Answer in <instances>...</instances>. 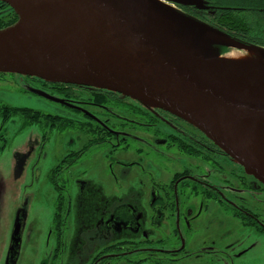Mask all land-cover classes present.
<instances>
[{"label":"flooded vegetation","instance_id":"af4514ba","mask_svg":"<svg viewBox=\"0 0 264 264\" xmlns=\"http://www.w3.org/2000/svg\"><path fill=\"white\" fill-rule=\"evenodd\" d=\"M160 1L264 50V0ZM219 12L236 13L252 26L224 17L219 29L213 20ZM8 75L23 76L0 73V85ZM23 77L54 111L9 106L0 92V153L24 128L42 131L38 150L53 208L44 235L33 234L37 264L250 263L241 259L251 252L248 232L264 237V186L202 132L119 93ZM22 109L50 121L27 126ZM14 117L21 126L9 129ZM24 220L15 221L19 231L13 227L6 264L19 262Z\"/></svg>","mask_w":264,"mask_h":264},{"label":"water","instance_id":"95a60500","mask_svg":"<svg viewBox=\"0 0 264 264\" xmlns=\"http://www.w3.org/2000/svg\"><path fill=\"white\" fill-rule=\"evenodd\" d=\"M0 2L17 16L0 30V73L111 91L168 112L264 186L263 49L234 42L158 0ZM27 7L34 23L23 39L18 30ZM225 47L250 53L260 67L218 66L219 75L206 65L225 56L217 53ZM237 76L240 89L231 84Z\"/></svg>","mask_w":264,"mask_h":264},{"label":"rangeland","instance_id":"374dc122","mask_svg":"<svg viewBox=\"0 0 264 264\" xmlns=\"http://www.w3.org/2000/svg\"><path fill=\"white\" fill-rule=\"evenodd\" d=\"M4 82L5 84L0 85V92L5 94L4 101L9 106L53 113L54 109L48 103L31 93V83L23 76L8 75ZM20 126V118L14 117L9 129ZM41 133L34 126L24 128L21 135L0 153V264H6V253L9 251L13 227L19 215H23L25 220L22 253L18 264H37L33 234L41 231L44 235L51 222L53 194L46 182L47 163L40 159L38 150ZM45 150L50 151L48 147ZM263 238L259 235L251 238L248 232L247 246L252 248L250 254L241 260L249 261V264L264 260Z\"/></svg>","mask_w":264,"mask_h":264},{"label":"bare ground","instance_id":"6f19581e","mask_svg":"<svg viewBox=\"0 0 264 264\" xmlns=\"http://www.w3.org/2000/svg\"><path fill=\"white\" fill-rule=\"evenodd\" d=\"M22 9V20L24 21L22 24V27L18 30L19 35L22 36L23 39L27 38V34L26 31L28 27H30L32 25V23H34V19H33V11L32 9L27 8H21ZM36 22V20H35ZM33 35H36V31H32ZM209 69L211 70H218L219 71V67L218 66H232V67H248V66H252L255 68H259L260 64L258 62H256L253 57L251 56L250 53H246V52H240V51H230L228 53L225 54V56H221L217 59H215V61L208 63L206 65ZM222 72L219 71V75L222 76ZM231 84L237 88H241L240 86V76H237L235 78L232 79Z\"/></svg>","mask_w":264,"mask_h":264},{"label":"trees","instance_id":"16d2710c","mask_svg":"<svg viewBox=\"0 0 264 264\" xmlns=\"http://www.w3.org/2000/svg\"><path fill=\"white\" fill-rule=\"evenodd\" d=\"M231 3H233V2H231ZM214 4L218 5V6H222V4L218 3V2H216ZM5 8L7 9V11L5 10ZM223 18L227 19L231 23L233 22L234 24H238V26L242 27V28H246V27H251L252 26L251 21L249 23L247 21H245V20L241 21L240 18L236 15V13H232V12L215 13L214 14V18H213L214 23H215L214 26L215 27H219V29L222 28V23H223L222 21L224 20ZM16 22H17V16L13 12V10H11L6 4L4 5L2 2H0V30H4L7 27L12 26ZM254 48H257V47H254ZM19 113L22 114V118H23V120H25V125H27V126L39 123V121L41 119H43V121H45V122L50 121L49 118L46 117V116L36 117L37 114H34L33 112H31L29 110L22 109ZM16 114H17V111H14V112H12L11 115H16Z\"/></svg>","mask_w":264,"mask_h":264}]
</instances>
